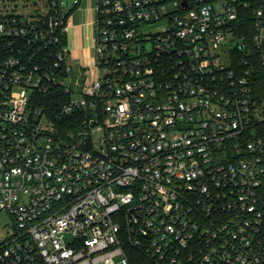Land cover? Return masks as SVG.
<instances>
[{
    "label": "built area",
    "instance_id": "built-area-1",
    "mask_svg": "<svg viewBox=\"0 0 264 264\" xmlns=\"http://www.w3.org/2000/svg\"><path fill=\"white\" fill-rule=\"evenodd\" d=\"M42 2L0 9V264H264V0H96L91 63Z\"/></svg>",
    "mask_w": 264,
    "mask_h": 264
},
{
    "label": "crops",
    "instance_id": "crops-1",
    "mask_svg": "<svg viewBox=\"0 0 264 264\" xmlns=\"http://www.w3.org/2000/svg\"><path fill=\"white\" fill-rule=\"evenodd\" d=\"M96 0H78L68 16L67 44L76 63H91Z\"/></svg>",
    "mask_w": 264,
    "mask_h": 264
},
{
    "label": "rangeland",
    "instance_id": "rangeland-1",
    "mask_svg": "<svg viewBox=\"0 0 264 264\" xmlns=\"http://www.w3.org/2000/svg\"><path fill=\"white\" fill-rule=\"evenodd\" d=\"M76 0H63V7L65 9V14H70V12L75 8ZM43 8L42 0H0V9L2 13L15 12L19 14H32L36 9ZM75 55V54H74ZM72 58H76L75 56ZM11 222V216L7 211H0V230L4 229L6 224ZM68 241L72 240L71 235L66 237Z\"/></svg>",
    "mask_w": 264,
    "mask_h": 264
},
{
    "label": "trees",
    "instance_id": "trees-1",
    "mask_svg": "<svg viewBox=\"0 0 264 264\" xmlns=\"http://www.w3.org/2000/svg\"><path fill=\"white\" fill-rule=\"evenodd\" d=\"M63 39L62 41H65V35H63ZM49 99V98H47ZM56 112L55 109L50 110L51 114H54ZM130 252H131V259L133 261V264H140V261H144L145 259H147V256H145V254L141 253V251L139 249H131L130 248Z\"/></svg>",
    "mask_w": 264,
    "mask_h": 264
}]
</instances>
